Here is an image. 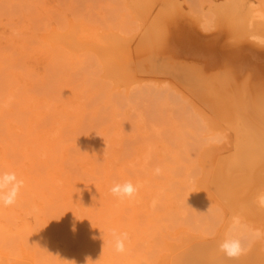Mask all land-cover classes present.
Segmentation results:
<instances>
[{
	"label": "rangeland",
	"instance_id": "1",
	"mask_svg": "<svg viewBox=\"0 0 264 264\" xmlns=\"http://www.w3.org/2000/svg\"><path fill=\"white\" fill-rule=\"evenodd\" d=\"M154 1L159 15L179 6L205 32L201 22L217 20L233 2L264 13V0ZM147 20L136 0H0V173L15 172L24 181L16 204L0 207V253L8 258L24 252L37 264H99L106 227L119 226L126 243L136 239L131 252L141 248L122 264H149L163 244L186 235L228 234L233 220L195 181L202 176L199 152L227 144L230 130H219L228 132L224 140L191 107L192 94L179 82L114 78L99 51L114 37L140 40ZM73 28L74 45L66 41ZM125 181L142 195L114 196L110 189ZM241 225L243 247L264 250V225ZM42 228L58 231L56 237L46 242ZM82 246L85 256L78 258Z\"/></svg>",
	"mask_w": 264,
	"mask_h": 264
},
{
	"label": "bare ground",
	"instance_id": "2",
	"mask_svg": "<svg viewBox=\"0 0 264 264\" xmlns=\"http://www.w3.org/2000/svg\"><path fill=\"white\" fill-rule=\"evenodd\" d=\"M152 1L154 0H151V3L148 4L147 0H136L144 8L146 15H148V23L145 22L142 26L143 30L141 33L144 36L141 37L139 35L141 37L140 40L114 37L111 43L109 42V46L99 49L100 53L107 56V60H105L107 71L111 72L114 78L124 76L123 79L129 84L140 80L138 75L141 74L150 75L151 77L156 76L157 78L161 77L160 79L163 78V80L167 77L170 82L172 80L175 83L179 82L178 84L185 85L189 95L190 93L192 94L191 107L195 112L211 128L218 129V132L231 131H229L230 137L227 144L225 142L221 146L210 144L208 145L209 147L205 146L199 152L198 161L202 176H200V179L198 178V181H195L197 190L204 191L212 202L224 207L223 209H226L228 216H230L229 220L239 217L241 222H251L253 225L262 226L264 225V208L259 206L257 197L259 194L264 193V46L254 43L250 37L254 35L264 37V13L252 9V6L248 9L246 8L247 6L233 2L234 4H231L226 10L221 7L222 9L220 10L224 9L223 13L218 11V15L222 14H220L221 17H225L224 15L228 16L230 22L224 23L225 20L222 18L221 20L223 21H220V15L219 17L217 16V20L212 21V19L211 22L208 21L207 23L201 22L204 30L209 29V31L205 32L206 30H197V27L200 26L197 25L200 23L198 19L199 22L194 17H191L194 21L190 19V15L187 16L185 13L179 12L180 9L177 11L176 9L179 6L177 8L175 6L174 8L172 7L174 10H170L168 7L169 11L165 13L164 9H160L164 14L159 15V13H156V1L153 3ZM155 13L158 15L156 16ZM186 14L188 13L186 12ZM152 17L153 19H151ZM213 29H216V31ZM210 32L211 34L207 36V33ZM69 33V35H66V41L73 45L76 44L75 42L78 38L76 28H73ZM81 40L83 39L81 38ZM136 56L140 59L135 58ZM129 75L132 77L130 76V78ZM160 79L158 80L161 81ZM167 85L169 86L170 84L168 83ZM227 133H224V140H227L225 139L226 136L228 137ZM138 193L140 194L141 192ZM157 198L160 197L158 196ZM135 202L138 206H142L137 201ZM137 208L140 209L139 207ZM109 213H112V211H109ZM152 215L151 213V217ZM12 216L10 215V218ZM116 224L113 225L115 226ZM110 226L112 229L113 226ZM1 228L3 227L1 226ZM28 229L26 231L31 228ZM43 230L46 242L47 240H53L56 237L55 233L57 234L58 232L52 233V230H45V228ZM106 230L104 229L106 231L104 237H106L103 238L102 235L104 240L98 250L99 252L100 249L107 250L102 251L103 253L100 252L97 256V259L101 261L98 262L99 264H122L124 262L123 259L129 260V253L130 256L131 254L133 255L131 257L135 256L134 258H136L137 253H139L137 250L140 251L141 248L137 247V253L136 251L131 252L136 246L135 238L130 239L133 242H127L128 245L126 243L127 246L124 253H117L111 236L112 230L109 227H106ZM5 231L7 230L5 229ZM152 232L150 233L151 235ZM28 233L31 234V232ZM58 234L61 235L62 233L59 232ZM200 234L186 235L180 243L166 241L169 244H163L165 247H162L161 253L160 250L157 253V255L159 253L160 255L157 256L156 261L150 260L154 262L153 264H264V250L254 246L255 244L245 247L246 251L238 258L229 259L219 249V244L225 237L207 238L205 234ZM38 235L43 236L41 232ZM64 237L66 238V236ZM156 239L155 241H158V238ZM89 246L90 244L88 243L87 247L92 252L90 250L91 246ZM87 247L82 246V249L76 252L78 255L75 256L78 258L85 256L84 251L86 250L84 249ZM149 253L146 254L152 257L153 251ZM151 261L149 264H151ZM0 264L37 263L31 255L24 252L21 257H13V259L8 258L1 252Z\"/></svg>",
	"mask_w": 264,
	"mask_h": 264
},
{
	"label": "clouds",
	"instance_id": "3",
	"mask_svg": "<svg viewBox=\"0 0 264 264\" xmlns=\"http://www.w3.org/2000/svg\"><path fill=\"white\" fill-rule=\"evenodd\" d=\"M250 39L254 43L264 46V37L254 35L251 36ZM159 172L160 169L157 168L156 173L159 174ZM23 185L24 181L22 179H18L15 172L0 173V207H8L16 204ZM110 191L114 196L124 199L134 197L138 188L133 185L131 181H125L124 183L115 184ZM257 202L260 207L264 208V193L258 195ZM242 227L240 218L234 217L228 234H226L225 239L219 244L220 251L223 252L229 259L238 258L246 251L242 245ZM260 234L259 230H255V236L258 237ZM111 236L115 251L117 253H124L126 251L128 234L126 232H117L113 229L111 231Z\"/></svg>",
	"mask_w": 264,
	"mask_h": 264
},
{
	"label": "water",
	"instance_id": "4",
	"mask_svg": "<svg viewBox=\"0 0 264 264\" xmlns=\"http://www.w3.org/2000/svg\"><path fill=\"white\" fill-rule=\"evenodd\" d=\"M208 36V35H207Z\"/></svg>",
	"mask_w": 264,
	"mask_h": 264
}]
</instances>
